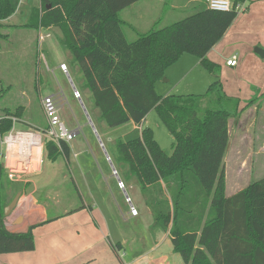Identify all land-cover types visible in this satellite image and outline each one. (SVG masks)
Here are the masks:
<instances>
[{"label": "trees", "instance_id": "trees-1", "mask_svg": "<svg viewBox=\"0 0 264 264\" xmlns=\"http://www.w3.org/2000/svg\"><path fill=\"white\" fill-rule=\"evenodd\" d=\"M21 1L0 0V38H8L1 30ZM140 1L40 0L20 27L57 30L63 49L83 73L84 88L92 92L102 121L112 128L128 123L140 128L139 138L118 144V161L140 186L153 228L168 234L174 253L186 264H264V178L228 197L224 170L231 121L264 94L258 96L259 91L241 109L240 99L224 90L220 66L207 58L238 13L212 11L202 0L184 19L129 42L120 14ZM183 55L199 58L216 81L202 95L160 96L155 83ZM152 111L174 138L171 155L144 127ZM21 113L22 108L0 114V256L36 247V227L14 234L5 225L4 211L15 194L1 163V139ZM46 154L56 161L60 154H69V146L46 140ZM113 250L121 252L122 245Z\"/></svg>", "mask_w": 264, "mask_h": 264}, {"label": "rangeland", "instance_id": "rangeland-1", "mask_svg": "<svg viewBox=\"0 0 264 264\" xmlns=\"http://www.w3.org/2000/svg\"><path fill=\"white\" fill-rule=\"evenodd\" d=\"M165 1L146 0L138 3L137 7L147 8V18L135 30L124 26V33L129 42L135 41L139 34L147 33L153 28L166 27L186 17L181 10L177 15L170 16L173 10L168 7L174 4L172 2L175 0ZM39 2L40 0H22L20 7L26 12L27 9L38 8ZM186 11L189 13V10ZM129 12L131 10L123 13V16L127 14L128 17ZM26 14L19 11L15 14L14 21L6 24L1 30L8 38H0V114L6 110L14 113L19 108L24 111L25 108L22 122L18 121L16 124L17 129L24 131L32 129L31 124L24 122L29 119L33 127L45 129L47 118L41 107V100L53 93L59 94L62 107L59 113L63 123L70 131L79 130L73 143L74 151L77 154L81 152V156L77 159L73 153L74 159H71L69 164L62 154L56 161H52L47 154L44 155V176L55 165L62 166L69 176L70 171L73 172L79 163L86 177L85 183H80L79 188L73 183L65 185L66 188L63 189L69 191V197L61 198L58 205H55L53 200H46L43 196L44 191L37 196L38 200L47 202L50 216L62 215L67 210L81 207L80 195L83 200L90 203V194L98 196L99 193L101 200L96 198L108 220L111 243L122 244L123 251L120 256L122 255L124 264L133 263L143 254L144 258L135 264H186L179 254L173 252L172 243L166 234L160 229L153 228L154 220L145 205L140 186L127 177V165L118 161V144L139 138L140 128L133 123L112 128L102 121L101 113L94 105L92 92L84 88L82 71L74 67L72 55L63 49L60 43L59 32L52 30L42 33L44 40L40 43V34L35 30L20 27ZM242 14L245 12L238 13V16ZM12 25H16L17 28ZM49 34L50 39L46 38ZM262 47L257 45L250 49L243 38H240L231 43V50H238L235 52L239 57L238 68L226 70L228 56L221 55L217 61L221 66L219 78L224 89L236 95L244 106L250 101L251 96L259 92L255 80L261 73L264 85V58L255 53L256 48L264 51ZM63 62L67 64L68 74L60 68ZM215 81V76L200 64L199 58L183 55L167 68L163 77L155 83V89L163 97L202 95ZM75 91L80 93L81 99L75 97ZM261 93L259 92L258 96ZM144 127L152 130L155 140L166 153L170 155L173 153L174 138L156 111L148 115ZM230 128L234 145L229 156L227 158L225 156L224 159L228 197L252 182L264 178V100L248 108L237 121L232 120ZM120 181L125 189L119 188ZM63 189L60 192H63ZM128 198L138 212L137 217L131 215ZM118 264H121L119 260Z\"/></svg>", "mask_w": 264, "mask_h": 264}, {"label": "crops", "instance_id": "crops-1", "mask_svg": "<svg viewBox=\"0 0 264 264\" xmlns=\"http://www.w3.org/2000/svg\"><path fill=\"white\" fill-rule=\"evenodd\" d=\"M200 1L202 0H183L180 2L179 0H175L174 2H172L174 4L168 7L170 10H173V13L169 15L173 17L178 14V11L181 10V13L184 16H187L189 13H186V10L190 11L194 7V5L199 3ZM236 1L237 0H235L234 2ZM158 2L166 1L158 0ZM138 3L132 5L120 14V18L124 23V26H128L129 28L134 30L137 29L139 25L144 23L148 13L147 8L143 6L137 7V5H139ZM164 4L166 6V3ZM242 5L246 7L243 11L245 12V14L238 16L233 26L228 30L223 39L207 56L210 61L217 65H219L217 61L219 60L221 55H224L229 57L227 62L232 58L237 57L239 66V57L237 56V54H235V52L238 50H231V43L236 42L240 38H243V41L250 49L254 48L257 45L261 47L263 46L262 48L264 49V0H245ZM38 7H40V2ZM32 9L33 8L27 9L25 12V10L20 7L17 11L16 14H18L19 11L27 13L26 17H24L25 19L23 21V25L27 23ZM130 10L131 12H129L130 14L128 15V17L127 14L123 16V13ZM164 10L166 12V9ZM14 19L15 15L4 22L5 26L6 24L14 21ZM13 27L17 28L16 25ZM52 30L54 29L41 30L40 32L44 34V32H50ZM36 32L37 34H39V31ZM50 38L51 35L49 39ZM51 48L52 47L50 46V50ZM256 50L261 49L256 48L255 53ZM262 57L264 58V56ZM254 61L257 62L258 60ZM222 64H224V62H222ZM62 65L67 66V64L63 62L61 63L60 68ZM238 66L230 67L227 65L226 70L237 69ZM258 77L259 78L255 80V84L258 85L259 88H256H258L259 91L264 94V85H262V73ZM225 92L227 93L228 91L225 90ZM228 93V96L236 98V95ZM49 96L55 99L60 110L62 107L60 104L61 98L59 94L53 93ZM251 99L252 96L250 100ZM263 100L264 97L262 98V101ZM42 101L43 100H41V107ZM246 105L247 103L245 104V106L241 104L240 108L243 109L246 107ZM25 111L26 109L24 108V111L22 110L21 113V118L19 119V121L21 122L22 116ZM24 122L26 124H31L32 129L30 130H33V128H35V131L43 129L41 127H33L30 119ZM73 132H75L76 135L79 134V130H73ZM74 140L67 143V145L69 146V154H62L65 161L69 164L71 163V159H74L73 153L74 157L77 159H79V157L81 156V152L77 154L76 151H74ZM233 145L234 143L232 142L230 128V144L228 147L229 152L227 151L226 158L229 156L230 151H232ZM85 180V171L83 167L78 163L73 172L70 171L69 176L66 174L62 166L55 165L45 176L44 167H42L41 172L31 176L27 182L12 183L14 186L13 192L15 194V197L18 194H21V197L17 208L12 212L11 216L5 217L6 228L11 233L21 234L28 232L32 227H36L34 229L36 247L32 252L1 255L0 261H2V264H118V260L121 264H124V261L121 258L122 255L120 256V253L123 251V246L122 251L119 253H116L113 250V246L115 245L114 243H111V231L109 229L106 215L103 209L100 207V202L98 199L101 200V197L99 196V193L98 196L93 193L90 194V203L83 200L82 195H80L82 201L81 207H77L76 209L70 211L67 210L62 215L50 216L48 212L47 202L38 200L37 196L42 193V191H44V198H46V200H53V203L55 205H58L60 204L61 198L69 197V191L63 189L66 188L65 185H67L68 183H73L77 188H79L80 183H85ZM38 181L40 183H38ZM17 186H19V188H17ZM62 189L64 191L60 192ZM166 236L167 239L170 240L168 234H166ZM143 258L144 254L136 258L133 263L126 264H135Z\"/></svg>", "mask_w": 264, "mask_h": 264}, {"label": "built area", "instance_id": "built-area-1", "mask_svg": "<svg viewBox=\"0 0 264 264\" xmlns=\"http://www.w3.org/2000/svg\"><path fill=\"white\" fill-rule=\"evenodd\" d=\"M207 7L216 12H231L235 10L237 13L243 12L245 9L242 4L233 0H205ZM40 43L43 42L44 36L40 32ZM47 35L46 38H49ZM230 67L238 66L237 57L227 62ZM64 73H68L66 65L61 66ZM75 97L81 99L78 91H75ZM43 111L47 118V127L41 131L20 130L17 129V119H13L14 125L11 131L2 136L1 163L4 167L8 179L12 183L27 182L29 178L40 173L44 162L45 141L51 140L56 144L60 142L69 143L74 140L76 134L70 131L63 123L58 105L53 97H46L42 101ZM119 188L125 189L124 184L120 181ZM131 204V215L138 216L137 210L132 206L130 198L127 200Z\"/></svg>", "mask_w": 264, "mask_h": 264}, {"label": "water", "instance_id": "water-1", "mask_svg": "<svg viewBox=\"0 0 264 264\" xmlns=\"http://www.w3.org/2000/svg\"><path fill=\"white\" fill-rule=\"evenodd\" d=\"M260 56H264V52L262 50H256ZM21 194H18L13 201L5 208V217H10L12 212L17 208Z\"/></svg>", "mask_w": 264, "mask_h": 264}]
</instances>
